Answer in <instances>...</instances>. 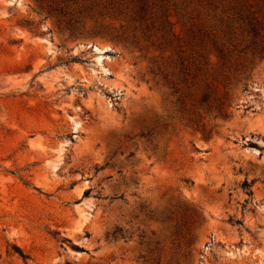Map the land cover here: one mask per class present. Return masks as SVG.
<instances>
[{"label": "rangeland", "instance_id": "1", "mask_svg": "<svg viewBox=\"0 0 264 264\" xmlns=\"http://www.w3.org/2000/svg\"><path fill=\"white\" fill-rule=\"evenodd\" d=\"M0 264H264V0H0Z\"/></svg>", "mask_w": 264, "mask_h": 264}, {"label": "trees", "instance_id": "2", "mask_svg": "<svg viewBox=\"0 0 264 264\" xmlns=\"http://www.w3.org/2000/svg\"><path fill=\"white\" fill-rule=\"evenodd\" d=\"M14 249H15V251H17V252H18L23 258L26 259V257L24 256V254L22 253V251H21L18 247L14 246Z\"/></svg>", "mask_w": 264, "mask_h": 264}, {"label": "bare ground", "instance_id": "3", "mask_svg": "<svg viewBox=\"0 0 264 264\" xmlns=\"http://www.w3.org/2000/svg\"><path fill=\"white\" fill-rule=\"evenodd\" d=\"M98 50V49H97ZM98 51H101V49H99ZM103 51V50H102Z\"/></svg>", "mask_w": 264, "mask_h": 264}]
</instances>
